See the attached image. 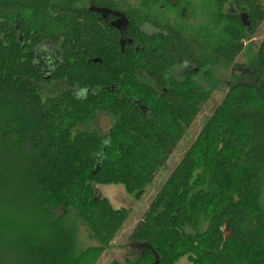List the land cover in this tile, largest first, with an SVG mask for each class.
<instances>
[{"label": "trees", "instance_id": "16d2710c", "mask_svg": "<svg viewBox=\"0 0 264 264\" xmlns=\"http://www.w3.org/2000/svg\"><path fill=\"white\" fill-rule=\"evenodd\" d=\"M213 2L208 33L191 0H0V264H83L98 250L78 252L73 212L101 244L122 229L129 211L95 186L139 199L209 99L194 76L232 64L264 21L259 0L229 15ZM91 7L124 14L132 44ZM45 42L60 43L50 59ZM54 82L66 89L42 96ZM97 114L111 117L104 136ZM131 234L146 249L127 264H264V88L229 90Z\"/></svg>", "mask_w": 264, "mask_h": 264}, {"label": "rangeland", "instance_id": "374dc122", "mask_svg": "<svg viewBox=\"0 0 264 264\" xmlns=\"http://www.w3.org/2000/svg\"><path fill=\"white\" fill-rule=\"evenodd\" d=\"M213 3V0H191V4L195 8L194 12L200 17V22L206 24L205 28L209 29L208 33L218 26V20L216 19L217 11L213 7ZM259 3L264 9V0H259ZM158 5L160 3L157 4V7ZM233 8V0H228L222 13L229 15ZM202 9H204L203 12H200ZM172 13L168 9L159 15L164 17L168 15L173 16V23H176V13ZM225 25L222 22L219 26L224 27ZM148 27L144 31L152 34L153 30ZM58 42L61 41L59 40ZM59 44L45 42L37 48V54L41 53L50 59L53 54L60 51ZM241 44V52L234 57L232 64L220 63L213 67L211 72L204 75L205 72L200 70L194 76V81L209 92V99L204 103L202 110L184 134L179 146L168 159L165 167L145 186L139 199H135L134 195L127 194L120 185L95 186L98 197L105 198L113 209H126L129 211L128 219L118 233L105 244H101L92 237L93 235L88 226L80 220L75 212L68 215V221L76 232L78 252L84 253L90 249L98 250V252L95 251L94 254L85 257L83 264H127L134 262L143 254L146 249L145 244L130 239L131 233L138 221L142 218L152 198L164 185L168 175L181 159L183 153L194 142L198 133L217 111L232 87L235 85H244L264 88V70L259 68L257 64L258 51L264 45V21L255 30L248 32V35L245 36ZM179 76L180 73H176V77L179 78ZM65 89L66 86L63 82H54L49 86L42 85L40 91L42 96L47 97L59 95ZM110 126L111 117L104 114H97L91 124L92 130L102 136L106 134ZM226 239V237L223 238L219 249L221 251L225 249L228 256L233 258V251L230 250V242ZM232 258L233 263L238 262L239 257ZM175 264L190 263L187 257H183L178 259Z\"/></svg>", "mask_w": 264, "mask_h": 264}, {"label": "water", "instance_id": "95a60500", "mask_svg": "<svg viewBox=\"0 0 264 264\" xmlns=\"http://www.w3.org/2000/svg\"><path fill=\"white\" fill-rule=\"evenodd\" d=\"M90 12L94 14H98L100 18L107 23V25L111 28H114L117 30V32L120 35V48L122 49L123 46L129 44L131 45V40L127 39V26H128V20L124 16V14L120 12H114L107 10L105 8H90ZM109 18H113V21L109 23Z\"/></svg>", "mask_w": 264, "mask_h": 264}, {"label": "flooded vegetation", "instance_id": "af4514ba", "mask_svg": "<svg viewBox=\"0 0 264 264\" xmlns=\"http://www.w3.org/2000/svg\"><path fill=\"white\" fill-rule=\"evenodd\" d=\"M110 21H113V18H109V22H110ZM127 39H128V38H127ZM131 44H132V41H131ZM127 45H129V44H127Z\"/></svg>", "mask_w": 264, "mask_h": 264}]
</instances>
